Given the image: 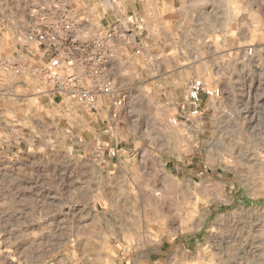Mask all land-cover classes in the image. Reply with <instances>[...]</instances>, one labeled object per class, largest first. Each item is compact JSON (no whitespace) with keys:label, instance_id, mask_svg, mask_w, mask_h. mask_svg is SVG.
Masks as SVG:
<instances>
[{"label":"rangeland","instance_id":"1","mask_svg":"<svg viewBox=\"0 0 264 264\" xmlns=\"http://www.w3.org/2000/svg\"><path fill=\"white\" fill-rule=\"evenodd\" d=\"M143 3L0 0V264H264V0ZM33 28L101 42L127 101L28 80ZM195 78L224 96L191 117Z\"/></svg>","mask_w":264,"mask_h":264},{"label":"built area","instance_id":"2","mask_svg":"<svg viewBox=\"0 0 264 264\" xmlns=\"http://www.w3.org/2000/svg\"><path fill=\"white\" fill-rule=\"evenodd\" d=\"M63 30L72 29V23H63ZM32 36L36 37L44 47L48 58L45 71L51 81L60 89L64 87L62 74L82 68L80 73L69 77L70 87L67 88L71 100L77 103H94L98 96L103 94L114 95V113L116 108L123 105L128 98L125 91H119L115 79L105 75L103 69L108 63L109 55L103 49L102 43L95 41L90 49L71 46L60 34L37 30L33 28ZM72 47H74L72 49ZM71 73V72H70ZM73 73V72H72ZM224 96L221 85H209L203 78L193 79L186 92V102L189 106L188 115L198 116L202 110L205 98L219 100Z\"/></svg>","mask_w":264,"mask_h":264},{"label":"crops","instance_id":"3","mask_svg":"<svg viewBox=\"0 0 264 264\" xmlns=\"http://www.w3.org/2000/svg\"><path fill=\"white\" fill-rule=\"evenodd\" d=\"M135 3H137L138 0H133ZM150 1H154V0H142V2H144L143 4H148V2ZM38 66V67H37ZM45 62L44 61H39L38 65L36 64V68L31 70L29 69V72H28V76H25L27 77L28 80L30 79H33L35 81L36 77L41 81V85L43 86V89H45L44 91H49L50 94H51V90H52V85H51V82L48 78V76L45 74ZM20 71H18L17 73H19ZM36 72H38V74H36ZM30 73H31V76H30ZM4 78V85H6L8 82H6V80L10 79L9 81L11 82V84H8L6 86L7 89H9V91H12V95L15 96V100L16 102L19 101V93H20V87L17 85V83H19L20 81H13L12 82V78L11 76H9L8 74H4L3 76ZM15 77H18V74H16ZM15 77L13 76V80L15 79ZM19 77H22L24 78V75L23 73L20 74ZM9 82V83H10ZM6 83V84H5ZM49 94V95H50Z\"/></svg>","mask_w":264,"mask_h":264}]
</instances>
